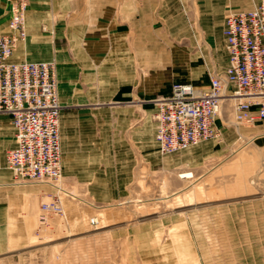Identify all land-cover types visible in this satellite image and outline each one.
Masks as SVG:
<instances>
[{
    "label": "rangeland",
    "instance_id": "374dc122",
    "mask_svg": "<svg viewBox=\"0 0 264 264\" xmlns=\"http://www.w3.org/2000/svg\"><path fill=\"white\" fill-rule=\"evenodd\" d=\"M172 21L154 19L150 34L144 35L154 41L156 54L182 51L188 59L198 52V81L192 75L179 77L173 62L168 67L158 62L155 89L163 86L161 92L148 100L134 95L119 104L130 110L127 116L132 119L124 144L131 153L126 167L100 180L104 193L97 197L90 196L85 184L63 176L67 220L53 217L40 228L37 213L34 228H26V234L6 236L9 243L0 249V264H264V244L256 241L264 236L263 230L255 217L244 225L242 209L264 202V137L248 145L240 136L250 138L263 131L251 135L252 128L236 127L227 104V129L220 138L200 144L204 147L168 157L154 144L153 164L147 165L139 142L130 138L146 123V115L138 111L145 101L154 109L175 84L206 90L212 77L225 72L226 47L220 33L206 41L198 17L189 26L197 47L181 49L188 39L178 36ZM155 123V113H150L149 127L155 128ZM39 188L41 203L55 192L49 184ZM93 218L99 221L97 227L91 225Z\"/></svg>",
    "mask_w": 264,
    "mask_h": 264
},
{
    "label": "crops",
    "instance_id": "0c3cea01",
    "mask_svg": "<svg viewBox=\"0 0 264 264\" xmlns=\"http://www.w3.org/2000/svg\"><path fill=\"white\" fill-rule=\"evenodd\" d=\"M17 1L0 0V36L9 31L12 6ZM252 8L253 0H30L26 13L28 39L20 44L12 60L56 63L62 105L63 176L85 184L90 196L97 197L104 193L100 180L110 179L115 169L126 167L131 153L124 144L132 119L127 116L131 115L130 110L119 104L134 95L148 100L161 92L163 86L155 89L158 62L163 67L173 62L180 73L186 74L178 73L179 77L192 75L198 81V52L188 59L182 51L169 55L165 51L155 53L154 41L145 36L150 34L154 19L173 20L170 25L178 29V36L188 39L181 49L197 47L191 37L195 33L189 26L192 20L198 22V17L205 26L206 41L220 33L226 47L225 16ZM140 35H143L141 42ZM227 66L226 49L225 69ZM138 111L146 115V123L135 128L130 138L139 142L143 160L149 165L153 164L154 144L159 152L156 123L155 128L154 124L149 127L150 113H156L157 108L149 109V102L145 101ZM218 125L223 134L227 127L220 122ZM244 127L252 128L251 135L263 131L250 138L240 135L248 145L264 137V121ZM16 147L11 119L1 116L0 249L9 243L6 236H21L26 234V228H34L42 204L43 190L39 188L42 184H14L7 154ZM173 156L176 155H168ZM242 209L244 225L255 217L256 225L263 230L260 235H264V202L245 204ZM256 241L264 244V236Z\"/></svg>",
    "mask_w": 264,
    "mask_h": 264
},
{
    "label": "built area",
    "instance_id": "2783aa9c",
    "mask_svg": "<svg viewBox=\"0 0 264 264\" xmlns=\"http://www.w3.org/2000/svg\"><path fill=\"white\" fill-rule=\"evenodd\" d=\"M30 0L12 6L9 33L0 36V117L9 116L17 147L7 154L14 184H49L55 192L42 202L40 228L53 217L67 220L62 192L61 111L55 62H14L19 44L28 39L26 13ZM228 66L211 78L207 90L177 83L168 97L159 99L155 113V140L163 156L181 154L220 138L218 125L227 127L230 105L236 127L264 121V0H253L249 11L225 18ZM98 219H91L97 227Z\"/></svg>",
    "mask_w": 264,
    "mask_h": 264
},
{
    "label": "bare ground",
    "instance_id": "6f19581e",
    "mask_svg": "<svg viewBox=\"0 0 264 264\" xmlns=\"http://www.w3.org/2000/svg\"><path fill=\"white\" fill-rule=\"evenodd\" d=\"M199 146V145H198ZM55 189V187H53ZM60 188L59 190L62 192V194L66 193L65 190L63 189L62 185L61 184H58L57 185V189ZM64 208H65V205H64ZM66 211V209H65Z\"/></svg>",
    "mask_w": 264,
    "mask_h": 264
}]
</instances>
